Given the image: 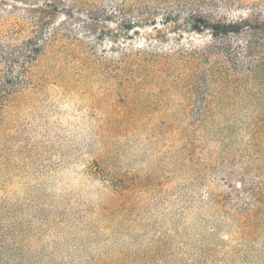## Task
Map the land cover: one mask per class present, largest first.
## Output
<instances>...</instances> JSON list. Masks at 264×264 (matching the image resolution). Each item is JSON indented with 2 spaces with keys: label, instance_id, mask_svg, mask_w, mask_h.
Wrapping results in <instances>:
<instances>
[{
  "label": "rangeland",
  "instance_id": "obj_1",
  "mask_svg": "<svg viewBox=\"0 0 264 264\" xmlns=\"http://www.w3.org/2000/svg\"><path fill=\"white\" fill-rule=\"evenodd\" d=\"M0 264H264V0H0Z\"/></svg>",
  "mask_w": 264,
  "mask_h": 264
},
{
  "label": "trees",
  "instance_id": "obj_2",
  "mask_svg": "<svg viewBox=\"0 0 264 264\" xmlns=\"http://www.w3.org/2000/svg\"><path fill=\"white\" fill-rule=\"evenodd\" d=\"M199 30V32H202L203 30H205V29H208V26H207V24H204V26H203V28H198ZM35 51L37 52L38 50H39V45L37 44L36 46H35Z\"/></svg>",
  "mask_w": 264,
  "mask_h": 264
}]
</instances>
